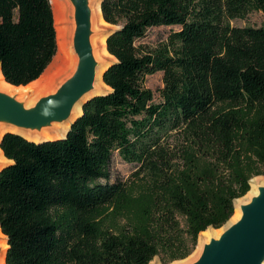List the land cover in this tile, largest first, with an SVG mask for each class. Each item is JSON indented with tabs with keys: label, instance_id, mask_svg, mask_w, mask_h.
Wrapping results in <instances>:
<instances>
[{
	"label": "trees",
	"instance_id": "obj_1",
	"mask_svg": "<svg viewBox=\"0 0 264 264\" xmlns=\"http://www.w3.org/2000/svg\"><path fill=\"white\" fill-rule=\"evenodd\" d=\"M100 8L115 26L102 77L109 90L83 104L64 137L0 140L5 264L183 259L264 175V20L231 23L264 17V0H101ZM174 26L165 40L145 41L151 28ZM56 53L50 0H0L6 82L29 85ZM156 72L157 101L146 86ZM178 132L184 142L172 155L164 141ZM115 152L138 164L129 181H111ZM200 155L209 158L202 174Z\"/></svg>",
	"mask_w": 264,
	"mask_h": 264
},
{
	"label": "water",
	"instance_id": "obj_2",
	"mask_svg": "<svg viewBox=\"0 0 264 264\" xmlns=\"http://www.w3.org/2000/svg\"><path fill=\"white\" fill-rule=\"evenodd\" d=\"M73 1L77 8L73 45L79 57L75 71L55 93L40 98L28 109L15 97L0 92V122L40 129L52 122L63 121L70 115L72 107L93 88L95 61L88 41L89 11L82 0ZM95 95L97 93L85 99L81 109ZM5 133L8 132L3 135ZM192 264H264V186L241 206L240 218L218 239L205 244L200 257Z\"/></svg>",
	"mask_w": 264,
	"mask_h": 264
},
{
	"label": "bare ground",
	"instance_id": "obj_3",
	"mask_svg": "<svg viewBox=\"0 0 264 264\" xmlns=\"http://www.w3.org/2000/svg\"><path fill=\"white\" fill-rule=\"evenodd\" d=\"M84 5L89 11V35L88 41L90 45L91 57L95 61L94 66V79L93 88L89 90L71 109L70 115L67 119L54 122L51 127H41L40 129H30L15 126L9 123H0L2 128L6 132H13L21 135L22 137L32 140L35 142L55 139L64 137L69 129L71 122L81 114V103L88 97L96 94L100 91L102 86H106L103 82V72L109 65L105 62V57L107 55L111 56L106 49V37L107 33L103 30L104 25H109L102 17L100 2L101 0H82ZM53 14L54 23L56 29L57 37V51L58 54L65 55V61L60 66V70L56 75L63 77L68 76L70 73L73 74L75 71L79 57L75 51L72 37L76 26V5L73 0H50ZM53 59H57L54 57ZM66 68V69H65ZM65 69V70H64ZM64 70V71H63ZM63 71V72H62ZM61 76V77H62ZM71 76V75H70ZM43 75H41L37 80L31 82L27 86H14L6 82L2 76L0 70V92L6 93L8 95H15L19 99L27 98L29 91H34L35 93H40L43 90H51L54 85L52 79L48 83H42ZM52 81V82H51ZM107 87V86H106ZM102 93V92H100ZM99 94V93H98ZM37 93L35 94V96ZM1 136V134H0ZM8 159L0 152V164H6ZM0 165V167H1ZM264 186L263 181H258V179L252 178L250 180V190L242 198L236 199L234 201L235 212L231 219L219 229L209 228L200 233L199 243L196 251L193 255L197 256L202 252L205 244H208L211 239H218L220 235L224 232L226 228L235 223L241 216V206L248 203L254 196L258 194V188ZM1 233V232H0ZM2 236V235H0ZM7 246V245H5ZM6 250V249H4ZM190 261V260H189ZM0 264H5L4 252L0 253ZM149 264H154L151 260Z\"/></svg>",
	"mask_w": 264,
	"mask_h": 264
},
{
	"label": "rangeland",
	"instance_id": "obj_4",
	"mask_svg": "<svg viewBox=\"0 0 264 264\" xmlns=\"http://www.w3.org/2000/svg\"><path fill=\"white\" fill-rule=\"evenodd\" d=\"M263 20H264V17H263L261 12H253V13L249 14L245 19H234L231 21V23L233 25H237V26H244V25L259 26L263 23ZM102 28L108 35L110 30L115 28V26L109 24V25H104ZM176 29H178V26L151 28L149 33H148V37L145 39V41L151 43V42L165 40L168 33L171 30H176ZM73 34H74V32H73ZM72 41H73V37H72ZM55 57H57V59L52 60L50 65L43 72L42 80H40L44 84V83H48L53 78L52 81L54 80L53 84H55L53 89L43 90L40 93L36 92L37 93L36 96H35L36 93L34 91H29L27 93L28 97L23 98V99H19L15 95H10V96L15 97V99L20 101L23 104V106L26 109H28V108L33 107L40 98L55 93L56 90L61 86V84H63V82H65L70 77V75H72L71 73L66 77H63L62 75H60V76L56 75L57 72L61 68L60 66L65 61V55L61 54V53L58 54V51H57ZM104 59H105V62L108 64H110L114 60V58L112 56H109V55H107ZM146 86L151 89V91L153 92L154 100L157 101L159 99V90L163 86L162 72H156V73L148 76ZM108 90H109L108 87L102 86L100 91H98L96 93L98 94L100 92H106ZM0 123H2V122H0ZM52 125H54V122L50 123L47 126H43V127H51ZM2 127H3L2 124H0V134H1L0 140L2 138L3 133L6 132ZM182 142H184V138H183V134L180 132L172 134V135L169 134L168 139L167 140L165 139V141H164L165 145L169 149L168 152H170L172 155L176 152L177 147L179 145H182ZM0 152H1V150H0ZM208 162H209V158L207 156L200 155L199 159H198V165H197V168L195 169V172L198 174H202V171L206 169ZM3 165L4 164H2L1 167ZM137 168H138V164L132 163V162H126L117 154V152H115L113 154L111 162H110L111 181L114 179H122L125 181H129L131 178L134 177V174H135V171L137 170ZM252 178H255V179H258V181L264 182V175H258V176H254ZM250 180H249V185H250ZM234 212H235V210H234ZM180 222H181V225L183 227L186 226V221H185L184 217L180 218ZM209 228H211V227H208L207 229H209ZM0 235H2V236H0V253L3 251L4 255H5L4 249L7 248V246H5V245H7L6 236L4 234H2V232L0 233ZM199 238H200V234L197 237V242H196L194 249L191 251V253L187 257H185L183 259L174 260V261L168 262L166 264H192L195 261H197L201 255V253L197 256L193 255V253L197 249V246L199 243ZM152 261L154 264H163L158 256L153 257Z\"/></svg>",
	"mask_w": 264,
	"mask_h": 264
}]
</instances>
